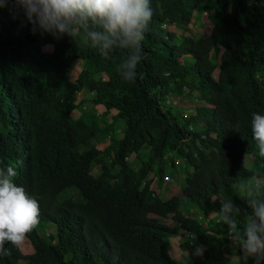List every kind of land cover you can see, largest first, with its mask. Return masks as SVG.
Returning a JSON list of instances; mask_svg holds the SVG:
<instances>
[{"label":"trees","instance_id":"obj_1","mask_svg":"<svg viewBox=\"0 0 264 264\" xmlns=\"http://www.w3.org/2000/svg\"><path fill=\"white\" fill-rule=\"evenodd\" d=\"M151 7L134 81L116 71L126 51L106 58L83 36L57 41L33 34L22 12L14 18L8 10L7 19L0 18V167H15V183L38 200L41 213L27 236L34 252L24 255L6 243L11 254L0 256V264H231L227 226L214 218L207 229L185 211L199 207L208 219L222 199L245 209L233 185L264 178V158L251 132L252 113L264 114V0H151ZM199 8L211 35L179 38L166 29L188 28ZM47 45L52 52L43 51ZM219 51L217 64L213 54ZM72 53L83 56L75 83L65 74ZM83 91L93 94L94 104L111 101L117 111L111 122L100 125L108 110L97 115L88 109L73 118L72 100ZM169 96L205 106L182 117L164 103ZM118 121L125 125L122 135ZM200 125L204 130L194 128ZM132 156L141 160L137 170L128 161ZM179 160L189 168L181 191L164 200L152 184L163 182ZM48 225L56 229L50 240L40 233ZM180 236L183 251L203 245L204 255L177 262L171 239Z\"/></svg>","mask_w":264,"mask_h":264},{"label":"clouds","instance_id":"obj_2","mask_svg":"<svg viewBox=\"0 0 264 264\" xmlns=\"http://www.w3.org/2000/svg\"><path fill=\"white\" fill-rule=\"evenodd\" d=\"M0 9L15 12L14 18L22 12L33 34L48 33L57 41L83 36L106 58L117 49L126 51L116 71L125 81L138 76L142 41L153 17L151 0H0ZM52 47L47 45L46 49ZM251 132L258 154L264 158V114L252 113ZM16 176L13 165L0 167V256L11 254L6 243L19 249L40 222L38 200L15 183ZM233 187L245 198L247 208L222 199L220 210L211 214L227 226L228 238L239 249L242 264H248L249 259L264 264V178H257L255 184L241 180ZM204 251L199 245L195 255L202 257Z\"/></svg>","mask_w":264,"mask_h":264},{"label":"rangeland","instance_id":"obj_3","mask_svg":"<svg viewBox=\"0 0 264 264\" xmlns=\"http://www.w3.org/2000/svg\"><path fill=\"white\" fill-rule=\"evenodd\" d=\"M207 0H202V4H204ZM8 9H4L3 12L0 15V18L2 19H7L8 17ZM166 29L173 31L178 34V37L182 36H188V37H196L200 35H211L212 33V24L208 20L207 14L203 13L202 9H196L194 11L193 19L189 25L188 28L186 29H181L176 27L173 24H168L166 26ZM43 51L46 53H50L53 51V47L51 49H46V47L43 48ZM221 53L222 51L215 52L213 54V60L215 63L219 64L220 63V58H221ZM69 58L72 60V66L69 71H67L66 74V79L69 83H75L77 81V78L80 74L81 68H82V62H83V56L81 53H72L69 55ZM79 63V66L77 70L73 73V76H70V73L73 72L76 64ZM215 75H218V70L215 72ZM104 79L106 77L103 75L102 76ZM164 91H168V87L164 88ZM93 94L89 93L87 91H83L79 94H77L74 99L72 100V103L77 107L76 110L73 112L72 116L74 119H79L83 112H85L88 109H92L96 112L97 115H102L104 111H109L108 116L104 117L103 120L101 121L100 125L103 127L104 122H111L112 117L116 115L117 111L109 108L110 107V102L107 101V99L103 100L100 103L94 104L92 102L93 99ZM165 104L168 105H173L176 108L177 113L182 116V117H190L192 115L196 114V109L201 108L202 106H205L204 103L197 101L195 99H187V98H173L172 96L167 97V100L164 102ZM125 125L123 122L118 121L116 124V131L119 133V135H122V130L124 129ZM194 128L198 129L199 131L204 130V126H194ZM109 140L106 142L97 145L99 149L103 150L108 144ZM148 150L145 149V153L147 154ZM144 153L143 156L146 157V154ZM142 156V158H143ZM130 165L134 169H139L141 166V160L138 159L136 156L130 157L128 160ZM253 162V157H248L246 160L247 167L250 168L251 163ZM93 172L95 175H98L100 173V165L97 163L93 164ZM189 168L184 167L183 162L179 160L177 168L175 170L168 168L166 172V177L169 178V180H164L163 182H159L157 180H154L155 177L153 174L150 175L149 180L153 182L152 184V189L158 194V196L162 199H170L174 195L180 193L181 188H182V179L184 178V173L188 171ZM255 183L257 179H254ZM67 194L71 196L74 199H78L77 192L75 190H68ZM186 210V209H185ZM184 210V211H185ZM187 212V215L190 217H194L195 219L199 220L201 224L205 227L212 226L214 222V218L219 219L218 216H213L212 214L209 216L208 219L202 218V210L199 207L190 209V211H185ZM171 226H174L175 224L172 222H169ZM40 233L48 240L50 238L48 237L49 235H55L56 234V229L52 225H48L46 228H42L40 230ZM210 234V233H208ZM184 235V234H183ZM185 237L180 236L176 238H172V250L170 252L171 256L179 263H186V262H194L197 260L198 256L195 255V252L188 250V251H183L181 249V244L184 243ZM65 253H68V250L65 248ZM239 249L235 247L232 243L230 246L229 250H227V255L231 258V264H242V262L239 260V256H232L233 253H236ZM21 251L24 255H29L34 252L33 247L31 242L26 238L25 242L21 246ZM19 264H27L26 261L22 260ZM248 264H254V262L249 259Z\"/></svg>","mask_w":264,"mask_h":264},{"label":"built area","instance_id":"obj_4","mask_svg":"<svg viewBox=\"0 0 264 264\" xmlns=\"http://www.w3.org/2000/svg\"><path fill=\"white\" fill-rule=\"evenodd\" d=\"M165 179H166V180H169V178H167V177H166Z\"/></svg>","mask_w":264,"mask_h":264},{"label":"crops","instance_id":"obj_5","mask_svg":"<svg viewBox=\"0 0 264 264\" xmlns=\"http://www.w3.org/2000/svg\"><path fill=\"white\" fill-rule=\"evenodd\" d=\"M171 245H172V242H171ZM172 250V249H171ZM171 252V251H170Z\"/></svg>","mask_w":264,"mask_h":264},{"label":"bare ground","instance_id":"obj_6","mask_svg":"<svg viewBox=\"0 0 264 264\" xmlns=\"http://www.w3.org/2000/svg\"><path fill=\"white\" fill-rule=\"evenodd\" d=\"M195 63V62H194Z\"/></svg>","mask_w":264,"mask_h":264}]
</instances>
